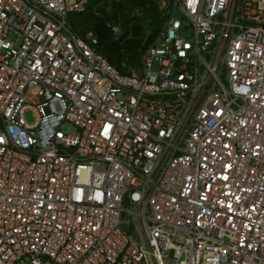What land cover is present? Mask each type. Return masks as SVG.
Segmentation results:
<instances>
[{
    "label": "built area",
    "instance_id": "2783aa9c",
    "mask_svg": "<svg viewBox=\"0 0 264 264\" xmlns=\"http://www.w3.org/2000/svg\"><path fill=\"white\" fill-rule=\"evenodd\" d=\"M89 1L0 0V264H264V0H172L129 72Z\"/></svg>",
    "mask_w": 264,
    "mask_h": 264
},
{
    "label": "trees",
    "instance_id": "16d2710c",
    "mask_svg": "<svg viewBox=\"0 0 264 264\" xmlns=\"http://www.w3.org/2000/svg\"><path fill=\"white\" fill-rule=\"evenodd\" d=\"M90 0L81 13H72L74 30L83 35L92 30L97 49L121 72L141 67L144 50L152 44L169 17L172 0ZM108 22L119 24L121 35L115 38Z\"/></svg>",
    "mask_w": 264,
    "mask_h": 264
},
{
    "label": "rangeland",
    "instance_id": "374dc122",
    "mask_svg": "<svg viewBox=\"0 0 264 264\" xmlns=\"http://www.w3.org/2000/svg\"><path fill=\"white\" fill-rule=\"evenodd\" d=\"M176 15H179V14H176ZM26 115H27V117H28V119H31V115H30V112H26ZM65 130L66 131H70V132H75V127L74 126H70L69 124H66V126H65Z\"/></svg>",
    "mask_w": 264,
    "mask_h": 264
}]
</instances>
